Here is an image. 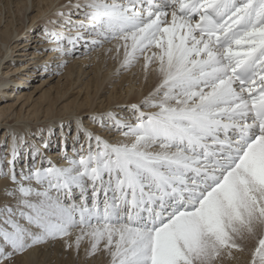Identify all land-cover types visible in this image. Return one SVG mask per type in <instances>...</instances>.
I'll list each match as a JSON object with an SVG mask.
<instances>
[{
  "label": "snow or ice",
  "instance_id": "obj_1",
  "mask_svg": "<svg viewBox=\"0 0 264 264\" xmlns=\"http://www.w3.org/2000/svg\"><path fill=\"white\" fill-rule=\"evenodd\" d=\"M71 7L84 17L73 25L78 31H46L56 45L47 51L116 41L122 68L143 57L145 71L156 63L160 83L131 106L135 123L107 114L124 139L97 136L93 148L87 133V149L65 156L66 167L48 161L21 174L43 190L17 180L12 146L13 167L0 176L17 185L19 204L30 210L19 217L29 227L11 207L0 208V264L74 229L79 235L67 247L79 251L87 237L88 255L102 250L110 264H223L249 239L257 243L248 264H264V0H77Z\"/></svg>",
  "mask_w": 264,
  "mask_h": 264
},
{
  "label": "bare ground",
  "instance_id": "obj_2",
  "mask_svg": "<svg viewBox=\"0 0 264 264\" xmlns=\"http://www.w3.org/2000/svg\"><path fill=\"white\" fill-rule=\"evenodd\" d=\"M75 3L77 0H0V24L3 21L0 27V158H3V163L0 168L7 172L13 167L7 162L12 158V146L17 145L18 154L14 162L17 180L38 190H43V187L34 179H21L22 173L27 176L36 168L50 167V164L34 163L36 159L40 157L39 160L47 161V157L52 164L66 167L65 156L78 158L76 153L81 145L87 149V133L92 134L93 148L97 136L109 143L124 139L112 129L114 121L107 114H119L114 117L135 123L131 106L142 105L161 79L155 70L156 63L150 64L145 71L143 58L133 68H122L123 49L117 54L116 41L105 43L102 48H95L90 53L82 51L83 55L74 57V49L89 51L90 45H86L84 40L74 48L67 45L71 48V54L64 55L47 51L56 45L49 43L46 31H59L67 36H74L78 31L76 28L70 29L84 19L79 10L71 7ZM61 12L66 15L60 16ZM68 13H72L71 24L66 23ZM31 27L35 29L34 33L30 31ZM25 35L26 40L17 44ZM16 47L19 48L18 57L12 59ZM151 51L148 55H151ZM61 64L62 67L58 66ZM121 72L127 73L120 75ZM51 76H58V86L53 90V95L49 94L53 85L45 88L51 83ZM72 94L75 96L69 99ZM100 117H104L103 122ZM41 132L47 133L41 135ZM26 140L31 143L26 144ZM52 143L60 149L48 151ZM30 144L35 145L29 149ZM16 189L17 185L9 177L0 176V208L5 205L11 207L16 213L14 218L29 227L27 221L19 217V212L30 210L19 204L22 197ZM8 191H15V195H7ZM88 197H91V188L88 189ZM80 198L75 201L79 202ZM29 199L36 201L38 198L32 196ZM32 230L39 231L35 228ZM77 235L79 231L74 229L70 236L34 245L23 253L14 254L4 264H59L61 259L64 264H72L75 246L69 248L66 245H74ZM244 253H235V259L230 261L234 264L244 263Z\"/></svg>",
  "mask_w": 264,
  "mask_h": 264
},
{
  "label": "rangeland",
  "instance_id": "obj_3",
  "mask_svg": "<svg viewBox=\"0 0 264 264\" xmlns=\"http://www.w3.org/2000/svg\"><path fill=\"white\" fill-rule=\"evenodd\" d=\"M3 23V21L1 22V24ZM1 24H0V27H1ZM68 28L70 27V26H67ZM2 28V27H1ZM71 30H74L75 28H70ZM31 32L33 31V33H34V31H35V29H33V27H31V30H30ZM26 34V33H25ZM32 35H34V34H32ZM31 37V36H30ZM26 38H27V36L25 35L24 37H22L21 39H19L18 40V42H16L17 44H21L22 42H24L25 40H26ZM29 42H30V40H29ZM28 47V46H27ZM19 48L18 47H16V48H14V52H13V57H12V59H16L18 56H16V54H18L17 52H19V50H18ZM98 49V48H97ZM155 50V48H153L152 49V51H154ZM82 51L83 52H85V53H90V52H92V51H87L86 49H74V51H73V57L74 56H76V55H80V54H82ZM83 55V54H82ZM23 58H26V56H23ZM27 58H28V56H27ZM141 58H143V57H141ZM140 58V59H141ZM23 62V61H22ZM137 64V63H136ZM91 67V66H90ZM90 67H88V68H90ZM87 68V69H88ZM133 68V67H132ZM49 70H51V69H49ZM135 70V69H134ZM133 70V71H134ZM121 71V70H120ZM125 73H127V72H125ZM124 72L122 73H120V75H122V74H125ZM43 76V75H42ZM52 76H55V74H53ZM52 76H51V78H52ZM127 75H125V77H126ZM57 78H58V76L57 77H53L52 79H50V82L51 83H49L47 86H45V88H47L48 86H50V85H53V88L50 90V93L49 94H51V95H53V90L55 89V88H57V86H58V83H57ZM34 83V82H33ZM38 83V82H37ZM36 84V83H35ZM57 85V86H56ZM109 89H111V88H109ZM30 90V89H29ZM55 91V90H54ZM41 92V91H40ZM40 92L38 93V94H40ZM73 92H75V90L73 91ZM50 95V96H51ZM75 96V94H72V95H70L68 98L69 99H71V98H73ZM69 99H67V100H69ZM114 115H116V116H118L119 114H114ZM65 129H67V127L65 128ZM53 132V131H52ZM47 132H41L40 134L42 135V134H46ZM37 136H38V134H37ZM44 136V135H43ZM29 143H31V141H28V140H26V144H29ZM33 145H35V144H30V145H28V147L27 148H29V149H31V147L33 146ZM49 150L48 151H55V150H57V149H60V147H58L57 145H54L53 143L49 146ZM85 148V147H84ZM4 149H6V146L4 147ZM40 159V157L38 158V159H36L35 160V162L34 163H39V165L41 164V165H48L49 163H48V158L46 157V159H47V161H42V160H39ZM57 166V165H56ZM74 191H76L75 193H74V196H73V198L76 200L77 198H79L80 197V195H78L79 194V192H78V190H74ZM78 195V196H77ZM91 197L89 198V203L91 202ZM101 199H102V197H101ZM256 243H257V240L256 239H249L247 242H246V250H245V261H244V263H240V264H248V262H249V260H250V256H251V250H252V248H254L255 247V245H256ZM250 247V248H249ZM81 248V249H80ZM80 248H79V251H77L76 250V248L74 249V254L72 255V264H110V260H111V257L110 256H108L107 255V253H105L104 251H98L95 255H88V251L90 250V242H89V239L87 238V237H85L82 241H81V244H80ZM81 255V256H80ZM250 255V256H249ZM84 256H86L85 258H84ZM88 258V259H87ZM227 259V258H226ZM224 260L223 261V264H234L233 262H231L230 260ZM85 260V261H84ZM89 260V261H88ZM60 261L62 262V263H60ZM88 261V262H87ZM64 262V260H59V264H64L63 263Z\"/></svg>",
  "mask_w": 264,
  "mask_h": 264
}]
</instances>
